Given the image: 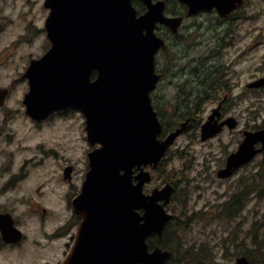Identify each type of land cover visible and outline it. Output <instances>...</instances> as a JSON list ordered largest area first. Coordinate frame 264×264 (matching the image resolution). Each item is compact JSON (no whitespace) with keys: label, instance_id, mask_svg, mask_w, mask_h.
Returning a JSON list of instances; mask_svg holds the SVG:
<instances>
[{"label":"water","instance_id":"water-1","mask_svg":"<svg viewBox=\"0 0 264 264\" xmlns=\"http://www.w3.org/2000/svg\"><path fill=\"white\" fill-rule=\"evenodd\" d=\"M143 1L148 10L140 17L131 0L45 1V7L51 9L46 29L52 46L31 61L24 75L30 85L24 99L26 111L35 120H43L57 110L79 109L86 116L89 142L101 145L88 153L87 178L73 200L82 221L64 264H167L172 259V252L160 245L150 249L148 238L152 234L163 237L174 218L166 209L174 187L168 183L147 194L144 186L152 180L145 167L158 166L189 122L159 139L163 125L151 99L160 78L155 72L156 54L167 48L156 33L158 23L177 34L182 17L166 16L164 0ZM182 1L189 4L191 15L209 3L224 14L231 10L225 4L232 0ZM94 71L97 76L92 79ZM262 85L264 78L249 84ZM6 95L0 89V105ZM221 106L202 125L203 140L220 133L225 125L237 126L233 116L219 121ZM244 134L238 150L218 171L219 177L231 176L264 150V128ZM258 143L263 144L261 148L256 147ZM70 172L67 169L65 176ZM236 264L251 262L239 256Z\"/></svg>","mask_w":264,"mask_h":264},{"label":"rangeland","instance_id":"rangeland-1","mask_svg":"<svg viewBox=\"0 0 264 264\" xmlns=\"http://www.w3.org/2000/svg\"><path fill=\"white\" fill-rule=\"evenodd\" d=\"M44 1L0 0V89L11 87L5 104L0 106V127L15 133L13 146L19 162L25 158L44 160L40 165H30L26 187L48 176L49 188L56 190L50 193V201L55 203L59 220L62 222L63 218L66 222L73 215L66 205V193L73 197L77 191L63 181V167L67 162L76 166L77 178L74 177L72 187L77 186L87 169V153L92 147L81 112L72 110L70 114H58L35 126L24 110L23 98L29 85L23 74L30 60L41 57L50 47L45 28L49 9L45 8ZM251 3L247 10L250 15L242 17L236 25L234 40L221 30L215 32L216 29L207 28L201 16H193L184 22L180 34L167 31L169 51L157 56V71L162 76L152 97L156 110L159 106L162 111L161 121L168 127L164 136L189 117L194 122L172 143L160 167L152 170L153 180L145 191L150 192L167 182L176 184L177 195L172 199L170 210L182 221L190 219L187 230L172 233V245L176 246L178 237L181 245L176 246L175 253L180 259L188 257L186 252L192 246L193 250L202 251L205 260L201 264H236V257L251 244L253 223L258 218L264 220V198L256 193H252L238 216L216 218L224 203L246 185L248 177L257 172L263 160V155H259L230 178L217 176L228 155L236 151L244 139L243 131L264 127V93L247 95L249 91H242L247 89L248 83L264 75V33L255 31L264 27V0ZM257 4L260 7H256ZM206 66L210 69L202 73ZM216 68L218 72L214 73ZM226 93L231 96L225 98ZM199 97L196 110L176 109L186 103L192 108ZM223 98L224 116L236 117L238 124L203 140L202 124ZM4 141L5 137L0 135V143ZM39 145L45 150H42L45 159L39 155L36 148ZM8 255L9 252L1 253L0 257L9 264H21Z\"/></svg>","mask_w":264,"mask_h":264},{"label":"flooded vegetation","instance_id":"flooded-vegetation-1","mask_svg":"<svg viewBox=\"0 0 264 264\" xmlns=\"http://www.w3.org/2000/svg\"><path fill=\"white\" fill-rule=\"evenodd\" d=\"M235 1L232 0L225 4L226 9H233L227 16H223L221 13L223 9H219L217 5L209 3L206 8L194 14V17L201 16L205 19L207 28L216 29L215 32L221 30L225 36L229 35L234 40V32L238 30L236 25L242 17L250 15L247 13V10L252 4V0H244V6L239 7L238 2ZM262 1L260 0V2ZM133 3L138 12L142 13L145 7L143 2L141 0H133ZM170 3H172L173 16H185L189 10L188 5L178 0H167L168 9ZM211 3H214V1ZM256 7H260V4H257ZM182 28L183 26L180 30ZM163 30L167 32L166 28ZM255 31L262 34L264 33V27H258ZM23 79L27 80L24 74ZM236 87L239 88L240 86ZM6 90L8 97L11 87L6 88ZM242 91H249L247 95L254 92L264 93V86L254 89L243 88ZM230 96V94L226 93L224 97L229 98ZM24 110L26 112V109ZM71 112L72 109L59 111L49 118L58 114H70ZM49 118L43 121H34L33 125L40 126ZM14 134L13 130L7 128L1 130L0 127V135L5 137V141L0 143V216L3 218V221L0 222V254L9 252L8 257L15 259L14 261L21 264H63L74 244V238L81 222V217L73 211V199L81 192L88 170V161L86 163L87 169H84L75 187H72V185H75L74 180L77 178V176L75 177L76 166L67 162L63 167V181L69 184L70 189H75L77 192L72 194L73 197H70V194L66 193V205L69 209H72L73 215L66 222H63V218H61V222L56 216L55 203L50 201V193H56V190L55 188H49V177L47 176L44 179L38 178L32 186L26 187L27 179L29 178L28 168L31 164L40 165L44 160L25 158L19 162L13 146ZM36 148L39 151V155L45 159V156H42V150L45 151L44 148L41 145ZM70 166L72 172L70 177L66 179L64 176L65 169ZM61 201L65 204L64 199ZM3 231L12 234H4ZM6 238L14 239L15 241L7 242ZM4 249L10 251L7 252ZM0 262H3L0 264H9L3 257H0Z\"/></svg>","mask_w":264,"mask_h":264},{"label":"trees","instance_id":"trees-1","mask_svg":"<svg viewBox=\"0 0 264 264\" xmlns=\"http://www.w3.org/2000/svg\"><path fill=\"white\" fill-rule=\"evenodd\" d=\"M209 67L210 66H206L205 69L202 71V73H206L207 70L210 69ZM200 75H198V77H200ZM199 100L200 97L198 98V102L195 103L192 108H190L191 106L189 103H186V105H183L182 107L176 109H181V111L186 108L196 110L199 104ZM158 109H159V113L161 114L162 111L160 110L159 106ZM195 110H193L192 113H194ZM167 128L168 127L166 126V129ZM256 171H257L256 173L248 177V182L246 183V185L241 189H239L238 192H235L229 198V200H227L224 203L223 208L220 210L216 218L232 219L238 216L247 205L252 193H256L259 198H264V157L261 162V165H259ZM178 219L179 218L177 217L175 221L171 222L167 226L166 231L164 233V237L162 239H159L156 236L151 237L149 239L150 245L154 246L159 243L162 246L166 248H170L175 251L176 246L179 247L181 245V241L176 236L177 243L176 246L175 245L173 246L172 245L173 239L170 238V236H172V233L174 232L177 233L178 231L186 230L189 227L187 223H182L181 225L180 222H178ZM259 220L260 219L258 218L253 223L254 233L251 236V244L250 246L246 247L247 248L246 251H243L244 254H247L252 259L254 264H264V220L263 221H259ZM190 252L193 254L192 257L188 255V257L185 259L177 258V261L182 262L183 264L186 262L201 264L200 261H203L204 258L202 255H200V251L197 252L198 257L195 256L196 255L195 251H190Z\"/></svg>","mask_w":264,"mask_h":264},{"label":"bare ground","instance_id":"bare-ground-1","mask_svg":"<svg viewBox=\"0 0 264 264\" xmlns=\"http://www.w3.org/2000/svg\"><path fill=\"white\" fill-rule=\"evenodd\" d=\"M204 43V42H203ZM208 45V44H207ZM181 47V46H180ZM183 50V49H182ZM181 51V50H180ZM212 54V53H211ZM199 62V61H198ZM198 65V64H197ZM260 239V238H259Z\"/></svg>","mask_w":264,"mask_h":264}]
</instances>
